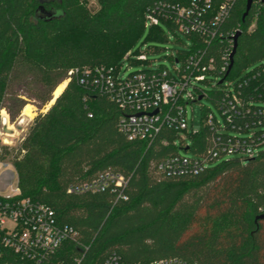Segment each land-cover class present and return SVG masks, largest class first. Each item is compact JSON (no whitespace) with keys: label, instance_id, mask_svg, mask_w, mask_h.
<instances>
[{"label":"trees","instance_id":"obj_1","mask_svg":"<svg viewBox=\"0 0 264 264\" xmlns=\"http://www.w3.org/2000/svg\"><path fill=\"white\" fill-rule=\"evenodd\" d=\"M156 1L95 0L90 8L87 0H0V111L18 115L25 97L41 108L67 81L16 146L0 141V162L12 164L21 197L49 205L59 223L77 231L76 242L86 248L65 242L55 256L63 262L82 252L81 264H101L114 252L128 262L178 257L199 264H264V218H258L264 213V125L254 137L260 144L253 156H220L196 174L158 171L162 159L180 155L179 148L199 158L214 140L246 138L244 123L255 119L254 110L264 111V77L251 78L264 66V2L252 3L242 20L246 0H236L225 20L223 30H240L228 72V66L217 70L223 43L211 45L208 54L222 82L206 98L217 109L225 82L245 78L239 90L243 113L234 127L222 120L224 135L206 122L211 110H205L183 146L173 143V129L149 144L128 139L118 127L123 111L90 85L92 74L85 72L99 65L117 69L128 50L139 52L135 46L146 28L149 39H165L168 24L144 26ZM40 5L53 14L41 15ZM175 50L177 58L188 52ZM75 67L79 73L69 75ZM107 173L122 175L126 184L116 191L79 190Z\"/></svg>","mask_w":264,"mask_h":264},{"label":"built area","instance_id":"obj_2","mask_svg":"<svg viewBox=\"0 0 264 264\" xmlns=\"http://www.w3.org/2000/svg\"><path fill=\"white\" fill-rule=\"evenodd\" d=\"M235 2L236 0H158L146 11L145 27L168 24L169 32L175 34L181 48L189 52L182 58H177L176 50L172 51L169 55L171 68L163 65L151 66L144 51L134 53L128 50L121 63L147 62V66L130 71L125 77L120 75L121 64L117 69L102 65L85 69V72L92 74L90 85L114 100L123 111L118 127L128 139L149 144L162 130L173 129L177 131L173 143H177L179 139L186 146L185 104L196 101L199 96L208 97L209 92L197 87V83L207 84L211 89L220 88L218 80L221 77L214 73V60L208 54L211 45L223 43V62L217 70L218 73L226 70L237 29L222 28ZM79 71V67H75L68 74H78ZM260 76L264 77V66L252 73L251 78ZM80 83L86 84L87 81L81 78ZM225 84L224 88L228 90H224L225 94L217 103V109L222 120L234 127V118L244 110L239 90L246 86L247 80L243 78L236 84ZM253 114L255 119L251 124L244 123L246 138H234L220 143L214 140V146L205 157H190L187 154L165 157L158 164V171L166 176L196 174L205 169L212 159L220 156H253L260 144L259 138L255 141L254 137L264 125V111L254 110ZM2 120L4 122L5 117ZM206 122L209 125H218L216 131L219 133H228V129L212 111L207 112ZM162 142L166 143L167 140L162 139ZM11 166L9 161L0 162V264H81L82 252L68 262L55 258L65 242L76 245L78 242L77 231L69 224L59 223L52 207L29 197H21L17 179L10 193L2 192L11 178V171L14 170ZM125 184L126 179L122 175L107 173L81 185L79 190L96 192L109 188L116 191ZM71 190L74 189L70 187L68 191ZM79 247L82 251L86 248ZM101 264L199 263L178 257L128 262L113 252Z\"/></svg>","mask_w":264,"mask_h":264},{"label":"rangeland","instance_id":"obj_3","mask_svg":"<svg viewBox=\"0 0 264 264\" xmlns=\"http://www.w3.org/2000/svg\"><path fill=\"white\" fill-rule=\"evenodd\" d=\"M96 5L95 0H87V6L92 8ZM164 31L166 33V38L163 40H153L148 37V28L144 29L141 36L139 37L135 48L139 47L140 51H144L147 55L148 62L150 61L151 66L163 65L168 68H171V60L169 55L175 49L180 48V44L178 43L177 36L171 32H169L168 28L164 26ZM157 48H152L153 46ZM147 46H151L147 48ZM146 63H133L130 64L129 61H124L121 63L120 75L125 77L128 72L135 71L137 69L142 68L143 66H147ZM130 67V69H128ZM67 82V81H66ZM197 87L203 88L206 91H210L211 87L204 83H197ZM65 87V86H64ZM16 89L19 92L26 90L24 86H16ZM53 97V94H52ZM26 104H30L32 117H28L22 114V111L11 117L9 113L4 109L5 113H1L0 111V141L4 144L10 146H16L20 139L26 134L28 126L30 125L32 119L38 112H44L51 105H44L43 107L38 106V102L33 98L25 97ZM264 106V103H262ZM186 109V121H187V133L185 144L189 145L191 140L188 137V133L191 131H195L200 127L201 118L205 110H211L216 115V117L222 121V118L213 105V103L206 97L201 98L199 101H193L185 104ZM6 116V117H5ZM5 117V121L3 122L2 118ZM177 143L180 141L177 139ZM180 154L190 155V152H186L184 149L179 148ZM8 162V160H6ZM12 167V166H11ZM16 182V173L14 170L11 171V178L8 180V184L2 189V192L10 193L12 190V186Z\"/></svg>","mask_w":264,"mask_h":264},{"label":"water","instance_id":"obj_4","mask_svg":"<svg viewBox=\"0 0 264 264\" xmlns=\"http://www.w3.org/2000/svg\"><path fill=\"white\" fill-rule=\"evenodd\" d=\"M260 1L261 2H264V0H260ZM253 2H254V0H246V6H245V10H244V12L242 14V20H244L245 16L248 14V12H249V10H250L251 5H252ZM36 11H39L41 15H45V16H48V17H50L53 14V12L51 10H44V8L41 5L37 8ZM239 33H240V30L236 31V34L234 36V43H233L232 51H231L230 56H229V65H228L227 72L230 70V68L232 66V63H233V56H234V53H235V50H236L237 37H238ZM219 82H222V79H220ZM201 98L202 97L199 96L197 98V100H200ZM154 112H156V111H154ZM258 218H264V213L263 214H260L258 216Z\"/></svg>","mask_w":264,"mask_h":264},{"label":"bare ground","instance_id":"obj_5","mask_svg":"<svg viewBox=\"0 0 264 264\" xmlns=\"http://www.w3.org/2000/svg\"><path fill=\"white\" fill-rule=\"evenodd\" d=\"M65 84H66V81H64V82H62L60 85H58L57 87H56V89L54 90V93H53V99L50 101V103L49 104H47V105H50V104H52L53 103V101H54V99L61 93V91L63 90V88H64V86H65ZM1 113H5V111L2 109L1 110ZM22 114L23 115H26V116H28V117H32V113H31V106H30V104H26L25 106H24V108L22 109ZM6 117V116H5Z\"/></svg>","mask_w":264,"mask_h":264}]
</instances>
